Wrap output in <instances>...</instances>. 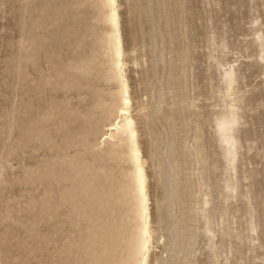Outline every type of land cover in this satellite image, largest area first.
I'll return each instance as SVG.
<instances>
[{
  "label": "rangeland",
  "instance_id": "obj_1",
  "mask_svg": "<svg viewBox=\"0 0 264 264\" xmlns=\"http://www.w3.org/2000/svg\"><path fill=\"white\" fill-rule=\"evenodd\" d=\"M116 2L130 114L158 241L153 254L165 258L160 237L173 239L168 230L177 207L163 230L156 213L162 197L177 189L188 203L206 202L204 213L194 215L195 237L179 254L182 264H264V0ZM103 17L99 0H0V264H87L78 242L100 210L85 198L86 216L70 212L61 203L62 185L38 174L56 159L37 140L40 132L57 145L84 132L86 148L70 147L68 157L83 162L88 186L112 194L110 207L118 200L113 211L100 212L110 216L108 223L133 230L125 149L112 159L104 154L108 144L99 146L115 115L96 108L97 100L110 99L117 88L102 43ZM83 64L91 71L79 69ZM225 69L236 78L229 98ZM231 100L238 117L235 171L227 167L215 126Z\"/></svg>",
  "mask_w": 264,
  "mask_h": 264
},
{
  "label": "bare ground",
  "instance_id": "obj_2",
  "mask_svg": "<svg viewBox=\"0 0 264 264\" xmlns=\"http://www.w3.org/2000/svg\"><path fill=\"white\" fill-rule=\"evenodd\" d=\"M113 2H114L115 7L112 6ZM99 4L102 7V9L104 10L103 21H101V22H103L107 26V32H105L106 34L103 37V42H102V40H101V42L104 43V45H105L103 48H106L108 60L110 63V69L108 68L110 71V74H109L110 81L112 80L113 82H115L116 87H117L114 92L111 91L112 93L110 94V99L102 97V98H98V100H97L96 108H98L101 112H108L111 114L113 113V116L115 115L114 121H111L110 123L104 125V128H103L102 133H101V138L99 141V146L101 145L100 146L101 148L105 147V146L107 147V144H108V147L104 150V154H105V157L112 158V159H113V157L116 156L117 152L121 148L125 149V153L123 154V160L126 161L127 163H129V165L131 167L130 172L127 174V179L129 180V184H130L128 186V193H129L130 198H131L132 203H133V215H134V221H135L133 230L128 232L118 222L114 223V224L108 223L107 218H110V216L101 215L100 212L102 213V211H106L107 209H110L111 211H113L114 210L113 208H115V204L118 200L117 201L114 200L112 207H110L109 199L113 198L112 194L110 192H108L107 190H105L101 186H98V188L88 186L84 181V176H82L83 162L79 164V163H76L77 160H74L73 157H68L67 149H69L70 147L78 149V150H82V149L86 148L88 141L85 137L84 132L81 131L80 132L81 134L78 137H74L73 139H71L70 137L69 138L64 137L63 142H61L60 145L51 144V142H50V140L46 134L41 133V132L38 133L37 134V140L41 144L45 145L49 151H53L54 155H56L55 156V158H56L55 162L54 161H48V163H45L42 166L40 165L41 167L37 168L38 172H39L38 174H42L43 176L44 175H50L52 177V179L58 185H60V186L62 185V190H61V194H60L61 203H62V205L67 206L69 208L70 212H74V213L81 215V216H86L85 214L87 212H86L85 207L83 206V204H84L83 201H85V198H87V201H90V209H99L100 210L97 212L98 215L95 216V218H93L94 220L92 219L91 232L84 235L78 242L79 246H81L85 249V254L87 256V264H149L150 254L153 255L152 256L153 257L152 264H182V262H183L182 258L183 257H181L180 255L184 252V246H186L195 237V234H193L192 233L193 231H191V228H192L191 225H192V222L194 220V215L198 214V212L201 214L204 213V209H203L202 205L206 204V202L204 200L198 201L194 198L192 200L190 199V203H188L185 200L184 194H180L177 191V189H173L170 194L164 195L162 197L161 203L157 206V213H156L157 226L161 230H163L164 226H166L167 220L171 217V208H173L172 206L173 205L176 206L177 207V214L175 215V221H174V224L172 223L173 224L172 229L168 230V233L170 232L174 236H173L172 240L168 239L167 236H165L166 237L165 238L164 235L160 237V238H163L161 245L164 247L165 250L167 249L166 250L167 252L164 251L167 253L165 258L162 257L163 252L160 253L159 256H156L155 254H153V252H154L153 250L156 247V246H154V244L158 245V241L154 242V239H153L152 222H151L149 208H148V197H147V189H146V175L144 172L145 161H144L143 157L141 156V152H140L138 143L136 141L137 133H136V130L134 128L133 118L130 114L131 103H130V97L128 94L127 80L125 77L126 63L123 59V50H122V46H121V36H120V32H119V22H118V14H117L118 4H117L116 0H99ZM136 10H138V9L136 8ZM99 47H101V45L97 46L98 49H99ZM100 50L102 51V49H100ZM100 50L98 52H100ZM62 53H63V51H62ZM102 53H103V51H102ZM95 54L96 53H94V55ZM99 55H101V54H99ZM95 56H97V55H95ZM105 57H107V56L105 55ZM91 58H93V57H91ZM21 61H23V60H21ZM82 61H84V60H82ZM92 63H93V60H92ZM96 63H98V62H96ZM87 65L88 64H83L82 67L79 69H81L82 71H85L88 68ZM74 66H75V64H74ZM92 66H94V65L92 64ZM96 66H97V64H96ZM79 69L78 70L76 69V72L80 71ZM74 70H72V71H74ZM87 70H90V69H87ZM221 71H222V69H221ZM87 72H89V71H87ZM221 75L223 76V79H224L225 95H226V97L229 98L231 96V91L233 90V86H234V83L236 80L235 72H234V70H231V69H225V70H223V73H221ZM46 80H47V78H46ZM104 84H105V82H104ZM81 87H83V86H81ZM67 99H69V98L67 97ZM158 99H159V97H158ZM79 100H83V99L81 98ZM125 100L128 101L127 104H125ZM59 102H60V99H59ZM230 102H231V104H229V106L231 105V109L228 110V114L226 116L224 115L223 117L218 119L215 126H216L217 138H218V141H219L220 146L222 148L223 156H224V159L226 161L227 167H228L229 171L230 170L235 171L236 149H237V140H236L235 135L237 132L236 129H237V125H238V117L236 116V112L233 109L234 108V104H233L234 100H231ZM222 108H223V106H222ZM47 114H49V113H47ZM65 116H67V115H65ZM61 121H60V123H61ZM53 128H54V126L52 127V129ZM56 131H57V129H56ZM100 147H97V148H100ZM15 151H16V149H15ZM196 155H197V153H196ZM154 156L156 157V154H154ZM34 161H35V158H34ZM38 162H40V161L38 160ZM56 164H59V166H60L59 171L56 170V166H55ZM30 169H31V167H30ZM163 170H165V168ZM24 171H25V169H24ZM76 174L78 175L77 177H76ZM178 175H180V173ZM105 176L108 177L107 175H105ZM18 179H19V177H18ZM46 181H47V179H46ZM41 182H43V181H41ZM28 184H30V183H28ZM44 186L46 187V185H44ZM41 190H42V188H41ZM233 190H234V187H232L229 182H226L225 191L227 193H231ZM123 192H125V190ZM163 194H161V195H163ZM38 195H37V198H38ZM35 202L37 203V201H35ZM37 205H39V204H37ZM53 211H54V209H53ZM67 212L68 211H66V214H67ZM56 215H57V213H56ZM71 215H73V214H71ZM64 217H66V216H64ZM50 219H51V217H50ZM69 222L70 221H68V223ZM71 223H74V222H72V220H71ZM194 223H195V221H194ZM52 225H55V224L52 223ZM55 227H53V228H55ZM71 227H73V226L71 225ZM49 228H50V226H49ZM57 231H60V229ZM76 231H77V229H76ZM41 233H43V232H41ZM70 233H72V232H70ZM73 233H75V235H76V232H73ZM45 234H46V232H45ZM75 235H74V238H75ZM169 236H170V234H169ZM76 238H78V237H76ZM67 239H69V238H67ZM53 240H55V239H52V241ZM64 240H65V237H64ZM209 241H211L210 238H209ZM58 242H59V240H58ZM46 253H48V252H46Z\"/></svg>",
  "mask_w": 264,
  "mask_h": 264
},
{
  "label": "snow or ice",
  "instance_id": "obj_3",
  "mask_svg": "<svg viewBox=\"0 0 264 264\" xmlns=\"http://www.w3.org/2000/svg\"><path fill=\"white\" fill-rule=\"evenodd\" d=\"M112 6L113 7H115V5H114V2H113V4H112ZM128 103V101L127 100H125V104H127Z\"/></svg>",
  "mask_w": 264,
  "mask_h": 264
}]
</instances>
